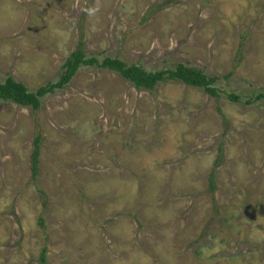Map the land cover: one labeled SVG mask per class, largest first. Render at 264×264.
Instances as JSON below:
<instances>
[{
  "label": "rangeland",
  "instance_id": "rangeland-1",
  "mask_svg": "<svg viewBox=\"0 0 264 264\" xmlns=\"http://www.w3.org/2000/svg\"><path fill=\"white\" fill-rule=\"evenodd\" d=\"M77 49L218 96L81 66L37 111L0 100V264H264V0H0V83Z\"/></svg>",
  "mask_w": 264,
  "mask_h": 264
},
{
  "label": "trees",
  "instance_id": "trees-1",
  "mask_svg": "<svg viewBox=\"0 0 264 264\" xmlns=\"http://www.w3.org/2000/svg\"><path fill=\"white\" fill-rule=\"evenodd\" d=\"M81 66H92L116 72L138 90L144 89L151 91L159 83L176 80L187 86L202 89L212 97L218 96L217 91L212 88L214 80L208 78L198 69L178 64L171 70L148 72L139 67H127L118 59L104 58L99 62L95 58H86L84 52L81 49H77L64 63V72L57 82L49 83L45 87L31 92L23 84L15 82L12 78H7L3 83H0V100L8 101L21 107H30L33 111H37L41 107L42 99L48 95L54 94L57 90L63 89ZM230 99L232 101L238 100V98L233 95L230 96ZM260 100L264 101V94L255 96V98L247 102V104L255 103ZM39 141L40 137H37L33 144L32 169L34 173H36L37 170L40 154ZM211 181H213L212 174ZM41 258L44 259L43 254Z\"/></svg>",
  "mask_w": 264,
  "mask_h": 264
}]
</instances>
